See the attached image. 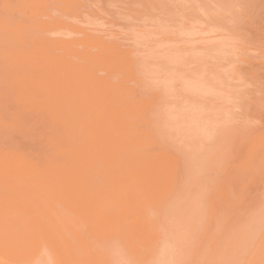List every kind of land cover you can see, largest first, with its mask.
<instances>
[{
    "label": "rangeland",
    "instance_id": "374dc122",
    "mask_svg": "<svg viewBox=\"0 0 264 264\" xmlns=\"http://www.w3.org/2000/svg\"><path fill=\"white\" fill-rule=\"evenodd\" d=\"M177 1L0 0V18L8 14L6 19L12 21L10 24L5 20V16L1 18L0 22L4 21V24L0 23V28L2 27L1 31L5 35L2 36L0 32V38H2L0 45L6 46L8 43L9 46L11 43V45L16 43L14 48H17L18 45L21 46L17 48L18 50H14L13 46H11L13 49L2 46L3 52L0 48V139L8 140L5 142L3 139L2 143L4 141V144L0 143V151L2 149L0 154L3 155V158L5 157L2 159L0 156V161H2L0 162L2 164L0 165V231L2 230L0 232L2 234H0V264H44L43 262L45 264H208L207 262L211 264H264V0ZM112 5H115V9ZM10 9H13V13ZM27 17L28 19H26ZM14 20L16 21L14 22ZM8 32L10 33L8 34ZM16 34L17 36H15ZM28 35L30 38H26ZM42 36L46 38L43 39ZM10 39L11 41H9ZM4 48L8 49H5L6 53ZM250 51L252 52L250 53ZM9 52H12L11 55L15 57L7 54ZM6 73L7 75H5ZM201 84L205 86L203 87ZM212 87L214 88L212 89ZM197 88L199 89L197 90ZM248 94H250L249 97ZM12 105L14 110H12ZM9 106L11 112L14 111L11 116H9L10 110L8 112ZM1 107L7 110L3 109L4 111H2ZM35 107L36 109H33ZM172 107L174 108L170 109ZM15 108L20 110L16 112ZM198 108L201 111V113L198 112L199 115L194 112L198 111ZM201 109H204L205 112ZM44 110L46 111L45 115L48 113V116L44 115ZM5 111L8 116L5 113L6 116L3 117ZM20 111L22 114L19 113ZM15 112L23 115L25 120L21 118L22 116L18 117L19 115L14 114ZM35 112L36 114L39 112V115L36 116ZM195 114L197 118H194ZM37 117H41V119ZM16 118L18 124H15ZM1 119L3 120L1 121ZM18 119L19 122L23 120L21 125ZM195 119L199 120L198 124ZM34 120L38 123H34ZM48 120L51 121L48 122ZM58 121H61V124ZM45 122H48L50 126L57 124L59 129L57 130V126L51 127L55 130H52L53 134L49 133L51 128L46 130L50 126L47 124L46 127ZM182 122L183 124H181ZM24 123L27 124L25 127ZM33 123L38 125L43 123L39 125L40 127L43 125L42 129L37 126L39 131L37 127H32L30 124ZM195 124L196 127L193 126ZM28 125L29 129H37L36 132L34 133L32 129L29 131ZM21 126L25 130L28 129L27 135L23 136L25 133L23 128L20 132ZM12 127H15L16 130ZM194 128L200 129L195 131ZM3 129L7 131L8 139ZM201 129L205 131L203 132ZM8 130L11 131H9L11 134L8 133ZM43 130H46L47 134L44 131L45 134L42 135L43 139L41 140ZM59 130L64 131L60 132ZM2 131L4 134L2 133L1 138ZM12 131L14 132L12 133ZM55 131L60 132L61 136L57 135ZM200 131L201 133H199ZM16 133L23 134L17 136ZM29 133L31 134L28 135ZM205 133L206 135H204ZM33 134H36L37 137ZM31 135L35 138L27 137ZM45 135L48 136L45 137ZM23 137L26 138L23 140ZM54 138L58 139L55 140L57 144L53 141ZM25 140L31 142L24 144ZM49 141L51 142L49 143ZM11 142H13L12 146L14 143L16 147L19 143V146L11 148ZM191 142L193 143L191 144ZM6 143L9 147L5 145ZM30 145L32 146L30 147ZM37 145H40L41 149ZM43 147L46 151L43 150ZM51 147L52 149H50ZM25 148L26 150H24ZM47 150L52 151V155L56 156H50L51 152ZM11 154L14 158L11 157ZM43 155L47 160L43 158ZM196 155L198 156L196 157ZM57 156L58 158H55ZM139 156L140 158H138ZM50 157L52 158L50 159ZM40 160L43 163L42 161L40 163ZM48 160L49 164L44 163ZM77 166H79L78 169ZM42 169H44L43 172ZM7 172L8 175L5 174ZM1 176L7 177V180L13 177V182L10 179L7 181ZM24 181H26V185L23 183ZM28 181L34 186L32 187ZM197 185H202V188L200 186L198 188ZM3 186L4 188L6 186L5 190L1 189ZM38 188H41L39 189L41 191ZM4 193H7L5 194L7 197ZM2 199L4 206L1 202ZM177 200L183 203L182 206ZM64 208L70 212L67 211L68 213L65 214ZM55 210L57 214L65 211L62 215L66 217L62 216V219ZM187 211L188 213H186ZM69 214L74 216L70 217ZM174 218H178V220ZM75 221L76 224H74ZM78 224L79 226L80 224L84 225L79 227ZM66 225H70L68 227L73 234L67 233L70 230L67 231ZM3 226L5 230L2 228ZM83 226L86 228L83 229ZM23 227L25 228L21 229ZM21 231L22 233H20ZM74 233H77L76 235L79 237ZM89 235L90 237H88ZM35 236L37 237L35 238ZM43 237L47 238L43 239ZM169 239L170 241H168ZM84 240L89 243H85ZM46 243H49L48 246ZM94 243L102 245L104 249L100 245L101 248L98 245L99 248L93 247ZM77 247L82 252L86 251L85 255ZM195 249L198 252L194 251ZM97 251L98 254H96ZM209 258L210 260H208Z\"/></svg>",
    "mask_w": 264,
    "mask_h": 264
},
{
    "label": "bare ground",
    "instance_id": "6f19581e",
    "mask_svg": "<svg viewBox=\"0 0 264 264\" xmlns=\"http://www.w3.org/2000/svg\"><path fill=\"white\" fill-rule=\"evenodd\" d=\"M8 1H9V0H8ZM33 1H34V0H33ZM45 1H46V0H45ZM78 1H79V0H78ZM94 1H95V0H94ZM178 1H179V0H178ZM178 1H177V2H178ZM219 1H220V0H219ZM40 2H41V1H40ZM49 2H50V1H49ZM84 2H85V1H84ZM87 2H88V1H87ZM87 2H86V3H87ZM167 2H168V1H167ZM171 2H172V1H171ZM194 2L196 3V1H194ZM194 2H193V3H194ZM5 3H6V2H5ZM88 3H89V2H88ZM145 3H146V2H145ZM193 3H192V4H193ZM242 3H243V2H242ZM6 4H8V2H7ZM63 4H64V3H63ZM72 4H73V3H72ZM89 4H90V3H89ZM89 4H87V5H89ZM97 4H98V3H97ZM117 4H119V3H117ZM154 4H155V3H154ZM183 4H184V3H183ZM186 4H187V3H186ZM235 4H236V3H235ZM11 5H12V4H11ZM17 5H18V4H17ZM65 5H66V4H65ZM73 5H74V4H73ZM122 5H123V4H122ZM136 5H137V4H136ZM174 5H175V4H174ZM203 5H204V4H203ZM1 6H2V5H1ZM13 6H14V5H13ZM20 6H21V5H20ZM20 6H19V7H20ZM56 6H57V5H56ZM77 6H78V5H77ZM99 6H100V5H99ZM99 6H98V7H99ZM112 6H113V8H114L115 5H112ZM182 6H183V5H182ZM228 6H229V5H228ZM9 7H11V6H9ZM59 7H60V6H59ZM116 7H117V6H116ZM124 7H125V6H124ZM132 7H133V6H132ZM234 7H235V6H234ZM238 7H239V6H238ZM6 8H7V6H6ZM11 8H12V7H11ZM35 8H36V7H35ZM37 8H38V7H37ZM43 8H44V7H43ZM57 8H58V7H57ZM60 8H61V7H60ZM78 8H79V7H78ZM92 8H93V7H92ZM111 8H112V7H111ZM45 9H46V7H45ZM48 9H49V8H48ZM72 9H74V8H72ZM99 9H100V8H99ZM114 9H115V8H114ZM139 9H140V8H139ZM191 9H192V8H191ZM10 10H11V9H10ZM10 10H9V11H10ZM12 10H13V9H12ZM12 10H11V13H13ZM17 10H18V9H17ZM21 10H23V9H21ZM90 10H91V9H90ZM101 10H102V9H101ZM143 10H144V9H143ZM158 10H159V9H158ZM230 10H231V9H230ZM241 10H242V9H241ZM4 11H5V9H4ZM7 11H8V10H7ZM26 11H27V10H26ZM56 11H57V10H56ZM56 11H55V12H56ZM117 11H118V10H117ZM149 11H150V10H149ZM233 11H234V10H233ZM242 11H243V10H242ZM17 12H18V11H17ZM20 12H21V11H20ZM74 12H75V11H74ZM155 12H156V11H155ZM179 12H180V11H179ZM244 12H245V11H244ZM8 13H9V12H8ZM18 13H19V12H18ZM44 13H45V12H44ZM231 13H232V12H231ZM15 14H16V13H15ZM22 14H23V12H22ZM22 14H21V15H22ZM65 14H66V12H65ZM65 14H64V15H65ZM77 14H78V13H77ZM80 14H81V13H80ZM110 14H111V13H110ZM116 14H118V13H116ZM134 14H135V13H134ZM185 14H186V13H185ZM240 14H241V12H240ZM240 14H239V15H240ZM27 15H28V14H27ZM31 15H32V14H31ZM61 15H62V14H61ZM114 15H115V14H114ZM120 15H121V14H120ZM143 15H144V14H143ZM3 16H5V15H3ZM3 16H1V18H2ZM7 16H8V14H7ZM7 16H5V20H7V19H6ZM18 16H19V15H18ZM37 16H38V15H37ZM83 16H84V15H83ZM115 16H116V15H115ZM133 16H134V15H133ZM158 16H159V15H158ZM235 16H236V15H235ZM22 17H23V16H22ZM24 17H25V16H24ZM43 17H44V16H43ZM137 17H138V16H137ZM150 17H151V16H150ZM202 17H203V16H202ZM1 18H0V20H1ZM9 18H10V17H9ZM17 18H18V17H17ZM127 18H128V17H127ZM127 18H126V21H127ZM186 18H187V17H186ZM242 18H243V17H242ZM10 19H11V18H10ZM14 19H15V18H14ZM24 19H25V18H24ZM26 19H28V17H27ZM26 19H25V20H26ZM36 19H39V18L36 17ZM73 19H74V18H73ZM85 19H86V18H85ZM128 19H129V18H128ZM140 19H141V18H140ZM144 19H145V18H144ZM146 19H148V18L146 17ZM146 19H145V21H146ZM213 19H214V18H213ZM20 20H22V19L20 18ZM25 20H23V21H25ZM51 20H52V19H51ZM69 20H70V19H69ZM74 20H75V19H74ZM129 20H130V19H129ZM129 20H128V21H129ZM149 20H151V19L149 18ZM218 20H220V19H218ZM244 20H245V19H244ZM15 21H16V20H14V22H15ZM53 21H54V20H53ZM70 21H71V20H70ZM76 21H77V20H76ZM110 21H111V20H110ZM141 21H142V20H141ZM153 21H154V20H153ZM7 22H9V23L11 24L12 21L10 22V21L7 20ZM82 22H83V21H82ZM84 22H85V21H84ZM135 22H136V21H135ZM143 22H144V21H143ZM151 22H152V21H151ZM192 22H193V21H192ZM202 22H203V21H202ZM214 22H215V21H214ZM217 22H218V21H217ZM222 22H223V21H222ZM0 23H1V24H4V21H3V23H2V22H0ZM26 23H27V22H26ZM71 23H72V21H71ZM113 23H114V22H113ZM144 23H145V22H144ZM157 23H158V22H157ZM159 23H160V22H159ZM159 23H158V24H159ZM164 23H165V22H164ZM5 24H6V23H5ZM15 24H16V23H15ZM23 24H24V22H23ZM29 24H30V22H29ZM39 24H40V23H39ZM42 24H43V23H42ZM52 24H54V23H52ZM78 24H79V22H78ZM100 24H101V23H100ZM192 24H193V23H192ZM201 24H202V23H201ZM6 25H7V24H6ZM12 25H13V24H12ZM35 25H36V24H35ZM81 25H82V24H81ZM143 25H144V24H143ZM185 25H187V24H185ZM194 25H195V24H194ZM2 26H3V25H2ZM7 26H8V25H7ZM77 26H78V25H77ZM83 26H84V25H83ZM95 26H97V25H95ZM179 26H180V25H179ZM190 26H191V25H190ZM202 26H203V24H202ZM8 27H9V26H8ZM18 27H19V25H18ZM69 27H70V25H69ZM165 27H166V26H165ZM1 28H2V27H1ZM1 28H0V32L2 33V36H3V35H5V34H3L4 32L1 31ZM3 28H4V27H3ZM14 28H15V27H14ZM14 28H13V29H14ZM31 28H32V27H31ZM31 28H30V29H31ZM5 29H7V28H5ZM5 29H4V30H5ZM62 29H63V28H62ZM129 29H130V28H129ZM163 29H165V28H163ZM171 29H172V28H171ZM173 29H175V28H173ZM179 29H180V28H179ZM222 29H223V28H222ZM2 30H3V29H2ZM8 30H9V29H8ZM16 30H17V29H16ZM27 30H28V29H27ZM42 30H43V29H42ZM45 30H46V28H45ZM55 30H56V29H55ZM83 30H84V29H83ZM131 30H132V29H131ZM131 30H130V31H131ZM12 31H13V30H12ZM36 31H37V30H36ZM61 31H62V30H61ZM132 31H133V30H132ZM150 31H151V30H150ZM167 31H168V30H167ZM174 31H176V30H174ZM195 31H196V30H195ZM240 31H241V30H240ZM32 32H33V31H32ZM32 32H31V33H32ZM91 32H92V31H91ZM124 32H125V31H124ZM127 32H128V30H127ZM133 32H134V31H133ZM165 32H166V31H165ZM9 33H10V32H8V34H9ZM14 33H15V32H14ZM24 33H25V32H24ZM27 33H28V32H27ZM33 33H34V32H33ZM33 33H32V34H33ZM37 33H38V32H37ZM39 33H40V32H39ZM189 33H190V32H189ZM8 34H7V35H8ZM21 34H23V33H21ZM72 34H73V33H72ZM129 34H130V33H129ZM145 34H146V33H145ZM191 34H192V33H191ZM212 34H213V32H212ZM237 34H238V29H237ZM24 35H25V34H24ZM29 35H30V33H29ZM29 35L26 36V38L29 37ZM34 35H35V34H34ZM34 35H33V36H34ZM38 35H40V34H38ZM63 35H64V34H63ZM63 35H62V36H63ZM74 35H75V34H74ZM194 35H195V34H194ZM15 36H17V34H16ZM143 36H144V35H143ZM153 36H154V35H153ZM196 36H197V35H196ZM4 37H5V36H4ZM8 37H9V36H8ZM18 37H19V36H18ZM31 37H32V36H31ZM137 37H138V36H137ZM5 38H6V37H5ZM29 38H30V37H29ZM39 38H40V37H39ZM42 38L45 39L46 37L44 38V37L42 36ZM51 38H52V37H51ZM53 38H54V37H53ZM132 38H133V37H132ZM142 38H144V37H142ZM177 38H178V37H177ZM196 38H197V37H196ZM1 39H2V38H0V41H1ZM6 39H7V38H6ZM12 39H13V38H12ZM20 39H21V37H20ZM35 39H36V36H35ZM139 39H140V38H139ZM178 39H179V38H178ZM245 39H246V38H245ZM4 40H5V39H4ZM13 40H15V39H13ZM26 40H27V39H26ZM31 40H32V39H31ZM141 40H142V39H141ZM141 40H140V41H141ZM168 40H169V39H168ZM7 41H8V40H7ZM9 41H11V39H10ZM28 41H30V40H28ZM38 41H39V40H38ZM38 41H37V42H38ZM47 41H48V39H47ZM122 41H123V40H122ZM135 41H136V40H135ZM247 41H248V40H247ZM1 42H2V41H1ZM1 42H0V44H1ZM22 42H23V41H22ZM34 42H35V41H34ZM58 42H59V41H58ZM130 42H131V41H130ZM138 42H139V41H138ZM153 42H154V41H153ZM5 43H7V42H5ZM10 43H11V42H10ZM13 43H14V42H13ZM41 43H42V42H41ZM217 43H218V42H217ZM7 44H8V43H7ZM7 44H6V46L8 47V49H11V48H12L11 46H13V48H14L15 45H16V43H15L14 45H11V44H12V43H11V44H9V46H10V48H9V46H8ZM43 44H44V43H43ZM45 44H46V43H45ZM49 44H50V43H49ZM168 44H169V43H168ZM170 44H171V43H170ZM20 45H21V44H20ZM28 45H29V44H28ZM28 45H27V46H28ZM30 45H31V44H30ZM32 45H33V44H32ZM34 45H36V44H34ZM132 45H133V44H132ZM136 45H137V44H136ZM136 45H134V46H136ZM190 45H191V44H190ZM218 45H219V44H218ZM0 46H1V45H0ZM2 46H3V47H6L4 44H3ZM2 46H1L0 48H1L2 52H3ZM166 46H167V44H166ZM191 46H192V45H191ZM195 46H197V45H195ZM236 46H237V45H236ZM20 47H21V46H20ZM20 47H19V45H18L17 48H20ZM28 47H29V46H28ZM47 47H48V46H47ZM172 47H173V46H172ZM197 47H198V46H197ZM201 47H202V46H201ZM229 47H230V46H229ZM13 48H12V49H13ZM17 48H14V50L17 49ZM32 48H33V47H32ZM34 48H35V47H34ZM39 48H40V47H39ZM49 48H50V47H49ZM129 48H130V47H129ZM165 48H166V47H165ZM236 48H237V47H236ZM5 49H7V48H4V51H5ZM8 49H7V50H8ZM24 49H25V48H24ZM53 49H54V48H53ZM17 50H18V49H17ZM20 50H21V49H20ZM27 50H28V49H27ZM40 50H41V49H40ZM48 50H49V49H48ZM76 50H77V49H76ZM132 50H133V48H132ZM149 50H150V49H149ZM158 50H159V49H158ZM9 51H11V50H9ZM37 51L39 52V50H37ZM2 52H1V53H2ZM16 52H17V51H16ZM38 52H37V53H38ZM44 52H46V51H44ZM198 52H199V51H198ZM238 52H239V51H238ZM251 52H252V51H250V53H251ZM254 52H256V51H254ZM5 53H6V51H5ZM11 53H12V52H11ZM11 53L9 52V53H7V54L11 55ZM17 53H18V52H17ZM19 53H20V52H19ZM58 53H59V52H58ZM214 53H215V52H214ZM250 53H249V54H250ZM7 54H6V55H7ZM39 54H40V53H39ZM153 54H154V53H153ZM190 54H191V53H190ZM198 54H199V53H198ZM252 54H253V53H252ZM14 55H15V53H14ZM16 55H17V54H16ZM47 55H48V54H47ZM51 55H52V54H51ZM95 55H96V54H95ZM140 55H141V54H140ZM146 55H147V54H146ZM158 55H159V54H158ZM179 55H180V54H179ZM179 55H178V56H179ZM216 55H217V54H216ZM230 55H231V54H230ZM234 55H235V54H234ZM258 55H259V54H258ZM1 56H2V55H1ZM11 56H13V55H11ZM17 56H18V55H17ZM19 56H20V54H19ZM149 56L151 57V55H149ZM221 56H222V55H221ZM256 56H257V55H256ZM13 57H15V56H13ZM23 57H24V56H23ZM23 57H22V58H23ZM40 57H41V56H40ZM49 57H50V56H49ZM170 57H171V56H170ZM188 57H189V56H188ZM202 57H203V56H202ZM259 57H260V56H259ZM6 58H8V57H6ZM9 58H10V57H9ZM16 58H17V57H16ZM32 58L34 59V57H32ZM52 58H53V57H52ZM206 58H207V57H206ZM206 58H205V59H206ZM41 59H42V58H41ZM44 59H45V58H44ZM63 59H64V58H63ZM180 59H181V58H180ZM211 59H212V58H211ZM238 59H239V58H238ZM5 60H8V59H5ZM13 60H14V59H13ZM27 60H28V59H27ZM171 60H172V59H171ZM203 60H204V59H203ZM214 60H215V59H214ZM222 60H223V59H222ZM240 60H241V59H240ZM242 60H244V59H242ZM30 61H31V60H30ZM43 61H44V60H43ZM212 61H213V60H212ZM9 62H10V61H9ZM21 62H22V61H21ZM41 62H42V61H41ZM196 62H197V61H196ZM228 62H229V61H228ZM7 63H8V62H7ZM11 63H12V65H14L13 62H11ZM23 63H24V62H23ZM26 63L28 64V62H26ZM30 63H31V62H30ZM30 63H29V64H30ZM35 63H37V62H35ZM199 63H200V62H199ZM201 63H202V62H201ZM1 64H2V63H1ZM4 64H5V63H4ZM9 64H10V63H9ZM32 64H33V63H32ZM40 64H42V63H40ZM10 65H11V64H10ZM16 65H17V64H16ZM164 65H165V64H164ZM166 65H167V64H166ZM207 65H208V64H207ZM236 65H237V64H236ZM239 65H240V64H239ZM246 65H247V64H246ZM14 66H15V65H14ZM26 66H27V65H26ZM29 66H30V65H29ZM47 66H48V64H47ZM192 66H193V65H192ZM10 67H11V66H10ZM16 67H17V66H16ZM27 67H28V66H27ZM79 67H80V66H79ZM140 67H141V66H140ZM11 68H12V67H11ZM19 68H20V67H19ZM35 68H36V67H35ZM53 68H54V67H53ZM203 68H205V67H203ZM235 68H236V67H235ZM27 69H28V68H27ZM27 69H26V70H27ZM38 69H39V68H38ZM47 69H48V68H47ZM49 69H50V67H49ZM138 69H139V68H138ZM157 69H158V68H157ZM4 70H5V69H4ZM12 70H13V69H12ZM18 70H19V69H18ZM18 70H17V71H18ZM42 70H43V69H42ZM219 70H220V69H219ZM9 71H10V70H9ZM235 71H236V70H235ZM12 72H13V71H12ZM15 72H16V71H15ZM15 72H13V73H15ZM18 72H19V71H18ZM25 72L27 73L28 70L25 71ZM185 72H186V71H185ZM196 72H197V71H196ZM215 72H216V71H215ZM217 72H218V71H217ZM0 73H1V72H0ZM9 73H10V72H9ZM41 73H42V72H41ZM46 73H47V71H46ZM224 73H225V71H224ZM20 74H22V73H20ZM28 74H29V73H28ZM30 74H31V73H30ZM220 74H221V73H220ZM242 74H243V73H242ZM5 75H7V73H6ZM10 75H11V74H10ZM16 75H17V74H16ZM23 75H24V71H23ZM38 75H39V73H38ZM67 75H68V74H67ZM166 75H167V74H166ZM174 75H175V74H174ZM203 75H204V74H203ZM207 75H208V74H207ZM225 75H226V74H225ZM229 75H230V74H229ZM240 75H241V74H240ZM26 76H27V75H26ZM45 76H46V75H45ZM161 76H162V75H161ZM177 76H179V75H177ZM200 76H201V75H200ZM205 76H206V75H205ZM210 76H211V75H210ZM193 77H194V76H193ZM212 77H213V76H212ZM47 78H48V77H47ZM210 78H211V77H210ZM238 78H239V77H238ZM256 78H257V77H256ZM2 79H3V78H2ZM11 79H12V78H11ZM24 79H25V78H24ZM182 79H183V78H182ZM92 80H93V79H92ZM158 80H159V79H158ZM163 80H165V79H163ZM185 80H186V79H185ZM239 80H240V79H239ZM241 80H242V79H241ZM172 81H173V80H172ZM189 81H190V79H189ZM193 81H194V80H193ZM211 81H212V79H211ZM214 81L216 82L215 79H214ZM236 81H237V80H236ZM1 82H2V81H1ZM17 82H18V81H17ZM39 82H40V81H39ZM165 82H166V81H165ZM203 82H204V80H203ZM253 82H254V81H253ZM2 83H3V82H2ZM12 83H13V82H12ZM28 83H29V82H28ZM55 83H56V82H55ZM140 83H141V82H140ZM146 83H147V82H146ZM217 83H218V82H217ZM13 84H15V83H13ZM24 84H25V83H24ZM165 84H166V83H165ZM171 84H172V83H171ZM204 84H205V82H204ZM211 84H212V83H211ZM253 84H254V83H253ZM0 85H1V83H0ZM6 85H7V84H6ZM19 85H20V84H19ZM142 85H143V84H142ZM142 85H141V86H142ZM180 85H181V83H180ZM196 85H197V84H196ZM196 85H195V86H196ZM198 85H199V83H198ZM198 85H197V86H198ZM201 85H202V84H201ZM218 85H219V84H218ZM243 85H244V83H243ZM189 86H190V85H189ZM195 86H194V87H195ZM202 86L204 87L205 85H202ZM261 86H262V85H261ZM5 87H6V86H5ZM66 87H67V86H66ZM192 87H193V86H192ZM203 87H202V88H203ZM207 87H208V86H207ZM207 87H206V88H207ZM246 87H248V86H246ZM252 87H253V86H252ZM7 88H8V87H7ZM213 88H214V87H212V89H213ZM253 88H254V87H253ZM0 89H1V88H0ZM11 89H12V88H11ZM14 89H15V88H14ZM143 89H144V88H143ZM179 89H180V88H179ZM198 89H199V88H197V90H198ZM200 89H201V88H200ZM232 89H233V88H232ZM91 90H92V89H91ZM203 90H204V89H203ZM203 90H202V91H203ZM207 90H208V88H207ZM245 90H246V89H245ZM245 90H244V91H245ZM143 91H144V90H143ZM168 91H169V90H168ZM187 91H188V89H187ZM191 91H192V90H191ZM191 91H190V92H191ZM194 91H195V90H194ZM211 91H212V90H211ZM7 92H8V91H7ZM14 92H15V91H14ZM206 92H207V91H206ZM212 92H213V91H212ZM2 93H3V92H2ZM12 93H13V92H12ZM15 93H16V92H15ZM103 93H104V92H103ZM198 93H199V92H198ZM201 93H203V92H201ZM207 93H208V92H207ZM222 93H223V92H222ZM77 94H78V93H77ZM139 94H140V93H139ZM214 94H215V93H214ZM216 94H217V93H216ZM251 94H252V93H251ZM10 95H11V94H10ZM29 95H30V94H29ZM39 95H40V94H39ZM70 95H71V94H70ZM104 95H105V94H104ZM149 95H150V94H149ZM195 95H196V94H195ZM202 95H203V94H202ZM204 95H205V93H204ZM249 95H250V94H248L247 96L249 97ZM2 96H3V95H2ZM33 96H34V95H33ZM54 96H55V95H54ZM213 96H214V95H213ZM4 97H5V96H4ZM10 97H13V96H10ZM42 97H44V96L42 95ZM195 97H196V96H195ZM0 98H1V97H0ZM6 98H7V96H6ZM205 98H206V97H205ZM7 99H8V98H7ZM11 99H12V98H11ZM15 99H16V98H15ZM24 99H26V98H24ZM27 99H28V98H27ZM38 99H39V98H38ZM49 99H50V98H49ZM164 99H165V98H164ZM179 99H180V98H179ZM191 99H192V98H191ZM199 99H200V98H199ZM199 99H198V100H199ZM202 99H203V98H202ZM16 100H17V99H16ZM39 100H40V99H39ZM154 100H155V99H154ZM189 100H190V99H189ZM251 100H252V99H251ZM9 101H10V100H9ZM13 101H14V100H13ZM13 101H12V104L14 103ZM17 101H18V100H17ZM155 101H156V100H155ZM166 101H167V100H166ZM172 101H173V100H172ZM186 101H187V100H186ZM1 102L3 103L2 100H1ZM5 102H6V101H5ZM10 102H11V101H10ZM26 102H27V101H26ZM51 102H52V101H51ZM174 102H175V101H174ZM182 102H183V101H182ZM198 102H199V101H198ZM204 102H205V101H204ZM204 102H203V103H204ZM216 102H217V101H216ZM242 102H243V101H242ZM250 102H251V101H250ZM55 103H56V102H55ZM58 103H59V102H58ZM5 104H6V103H5ZM21 104H22V102H21ZM40 104H41V103H40ZM59 104H60V103H59ZM59 104H57V105H59ZM159 104H160V103H159ZM186 104H187V103L185 102V105H186ZM189 104H190V103H189ZM192 104H193V103H192ZM209 104H210V103H209ZM242 104H243V103H242ZM3 105H4V103H3ZM8 105H9V104H8ZM15 105H16V104H15ZM15 105H14V106H15ZM34 105H36V104H34ZM42 105H43V104H42ZM47 105H48V104H47ZM53 105H54V104H53ZM57 105H56V106H57ZM123 105H124V104H123ZM182 105H183V104H182ZM246 105H247V104H246ZM4 106H5V105H4ZM6 106H7V105H6ZM18 106H20L19 103H18ZM18 106L16 105V107H18ZM45 106H46V105H45ZM72 106H73V105H72ZM173 106H174V105H173ZM224 106H225V105H224ZM9 107H10V106H9ZM28 107H29V106H28ZM28 107H27V108H28ZM49 107H50V106H49ZM49 107H48V108H49ZM168 107H169V106H168ZM181 107H182V106H181ZM193 107H194V106H193ZM197 107H198V105H197ZM197 107H195V108H197ZM205 107H206V106H205ZM1 108H2V107H1ZM27 108H24V109H27ZM56 108H57V107H56ZM59 108H61V107H59ZM151 108H153V107H151ZM173 108H174V107H172V108H170V109H173ZM188 108H189V107H188ZM190 108H191V107H190ZM3 109H4V110H7L6 108H2L1 110L4 111ZM15 109H16V112H17L18 109H17V108H15ZM31 109H32V108H31ZM33 109H36V107L33 108ZM46 109H47V108H46ZM108 109H109V108H108ZM166 109H167V108H166ZM181 109H182V108H181ZM185 109H186V108H185ZM198 109H199V108H198ZM9 110H10L9 116H11V113H13L14 111L11 112V107H10V109H8V112H9ZM12 110H14L13 105H12ZM19 110H20V109H19ZM19 110H18V111H19ZM41 110H42V109H41ZM79 110H80V109H79ZM189 110H190V109H189ZM196 110H197V109H196ZM201 110H202V109H201ZM205 110H206V109H205ZM237 110H239V109L237 108ZM22 111H23V110H22ZM30 111H32V110H30ZM34 111H35V110H34ZM34 111H33V113H34ZM38 111L40 112V110H38ZM60 111H61V110H60ZM149 111H151V110H149ZM154 111H155V110H154ZM172 111H173V110H172ZM202 111H204V109H203ZM16 112H15L14 114H16ZM25 112H26V110H25ZM39 112H37L38 115H39ZM45 112H46V111L44 110V115H45ZM49 112H51V111H49ZM57 112H58V111H57ZM145 112H146V111H145ZM145 112H144V113H145ZM160 112H161V111H160ZM170 112H171V111H170ZM185 112H186V111H185ZM185 112H184V113H185ZM194 112L197 113V115H199L198 112L201 113L200 109H199L198 111H194ZM204 112H205V111H204ZM1 113H2V112H1ZM5 113H6V115L8 116L7 111H5V112H3V115H2L3 117L6 116V115H4ZM19 113H21V111H20ZM54 113H55V112H54ZM118 113H119V112H118ZM173 113H174V112H173ZM186 113H187V112H186ZM206 113H208V112H206ZM239 113H240V112H239ZM239 113H238V114H239ZM14 114H13V115H14ZM21 114H22V113H21ZM25 114H26V113H25ZM28 114H30V113H28ZM35 114H36V112H35ZM37 114H36V116H37ZM51 114H52V113H51ZM60 114H61V113H60ZM149 114H150V113H149ZM155 114H156V113H155ZM191 114H192V112H191ZM202 114H203V113H202ZM226 114H227V113H226ZM16 115H19L18 117L22 116L21 118H23V115H20V114H16ZM31 115H32V114H31ZM46 115L48 116V113H47ZM46 115H45V116H46ZM151 115H153V114H151ZM180 115H181V113H180ZM197 115L195 114V115H194V118H195ZM33 116H34V115H33ZM36 116H35V117H36ZM148 116H149V115H148ZM154 116H155V115H154ZM167 116H168V115H167ZM167 116H166V117H167ZM174 116H175V115H174ZM184 116H185V115H184ZM184 116H183V117H184ZM190 116H191V115H190ZM200 116H201V115H200ZM18 117H17V118H18ZM42 117H43V116H42ZM51 117H52V116H51ZM53 117H54V116H53ZM171 117H172V116H171ZM192 117H193V115H192ZM246 117H247V116H246ZM5 118H6V117H5ZM10 118H11V117H10ZM14 118H15V116H14ZM17 118L15 119V120H16V123H15V122H13V123L18 124V123H17ZM37 118H39V117H37ZM60 118H61V117H60ZM129 118H130V117H129ZM149 118H150V117H149ZM156 118H157V117H156ZM177 118H178V117H177ZM177 118H176V119H177ZM188 118H189V117H188ZM196 118H197V117H196ZM204 118H205V117H204ZM243 118H244V117H243ZM3 119H4V118H3ZM3 119H1V121H2ZM8 119H9V118H8ZM19 119H20V118H19ZM19 119H18V122L20 121ZM23 119L25 120V118H23ZM32 119H33V117H32ZM39 119H41V117H40ZM39 119H38V121H39ZM47 119H48V118H47ZM49 119H51V118H49ZM54 119H55V118H54ZM85 119H86V118H85ZM117 119H118V117H117ZM185 119H186V117H185ZM6 120H7V119H6ZM9 120H10V119H9ZM9 120H8V121H9ZM15 120H14V121H15ZM26 120H27V119H26ZM43 120H45V119H43ZM57 120H58V119H57ZM62 120H63V119H62ZM127 120H128V119H127ZM143 120H144V119H143ZM147 120H148V119H146V121H147ZM158 120H159V119H158ZM168 120H169V118H168ZM195 120H196V123L199 121V120L197 121V119H195ZM22 121H23V120H22ZM22 121H21V122H22ZM41 121H42V120H41ZM50 121H51V120H48V122H50ZM66 121H67V120H66ZM139 121H140V120H139ZM179 121H180V120H179ZM189 121H190V120H189ZM200 121H201V120H200ZM205 121H206V120H204V122H205ZM209 121H210V120H209ZM238 121H239V120H238ZM254 121H255V120H254ZM6 122H7V121H6ZM10 122H12V121H10ZM21 122H19L20 125H21ZM35 122H37V121L34 120V123H35ZM43 122H44V121H43ZM48 122H45V123H46V127H47V124L49 125ZM58 122H60L59 124H61V121H58ZM58 122H57V123H58ZM72 122H73V121H72ZM105 122H106V121H105ZM114 122H115V121H114ZM147 122H149V121H147ZM150 122H151V121H150ZM159 122H160V120H159ZM171 122H172V121L170 120V123H171ZM173 122H174V121H173ZM207 122H208V121H207ZM213 122H214V121H213ZM255 122H256V121H255ZM25 123H26V121H25ZM25 123H24V125H23L24 127H25V125H27V124H25ZM27 123H28V122H27ZM31 123H32V122H31ZM34 123H33V124H30L32 127L34 126V128H36L37 126L40 127L39 125H40V124H43V123H40V124L38 125V124H37L38 122H37V123H36L37 125H36V124H34ZM109 123H110V122H109ZM152 123H153V122H152ZM157 123H158V122H157ZM170 123H169V124H170ZM201 123H202V122H201ZM222 123H223V122H222ZM232 123H233V122H232ZM248 123H249V122H248ZM2 124H3V123H2ZM50 124H51V123H50ZM150 124H151V123H150ZM150 124H149V125H150ZM181 124H183V122H182ZM197 124H198V123H197ZM205 124H206V122H205ZM217 124H218V123H217ZM228 124H229V123H228ZM4 125H5V122H4ZM10 125H11V124H10ZM12 125H13V124H12ZM62 125H63V124H62ZM69 125H70V124H69ZM184 125H185V123H184ZM184 125H183V126H184ZM206 125H207V124H206ZM221 125H222V124H221ZM226 125H227V124H226ZM253 125H255V124L253 123ZM256 125H257V124H256ZM13 126H14V125H13ZM15 126H16V125H15ZM49 126H50V125H49ZM56 126H57V124H56ZM56 126L53 124V126L51 125L49 128L47 127L46 130L50 129L51 127H56ZM136 126H137V125H136ZM179 126H180V125H179ZM188 126H189V125H188ZM193 126L196 127V124L193 125ZM201 126H202V125H201ZM241 126H242V125H241ZM251 126H252V125H251ZM18 127H19V126H18ZM24 127L21 126L20 129H19V128H17V129H19L20 132H22V128L24 129ZM28 127H29V125L27 126V128H28ZM38 127H37V128H38ZM41 127H43V125H41ZM41 127H40V129H42ZM57 127H58V126H57ZM62 127H64V126H62ZM66 127H67V126H66ZM120 127H121V126H120ZM139 127H140V126H139ZM141 127H142V126H141ZM154 127H155V126H154ZM164 127H166V126H164ZM164 127H163V128H164ZM170 127H171V126H170ZM185 127H186V126H185ZM202 127H203V126H202ZM208 127H209V126H208ZM222 127H223V126H222ZM243 127H244V126H243ZM2 128H3V126H2ZM5 128H6V127H5ZM12 128H13V127H12ZM14 128H15V127H14ZM14 128H13V129H14ZM205 128H206V127H205ZM234 128H235V127H234ZM28 129H29V128H28ZM28 129H26V130L24 129V130H25V133H24V134H23V133H20V134H17V133H16V135L18 136V135H22V134H23V136H24L26 133H28V132H26V131H28ZM31 129H32V128H30L29 131H31ZM38 129H39V128H38ZM40 129H39V131H40ZM53 129L55 130V128H53ZM53 129L51 128V131H48V132H49V133H52V130H53ZM58 129H59V127L57 128V130H58ZM60 129H61V128H60ZM111 129H112V128H111ZM147 129H148V128H147ZM147 129H145V130H147ZM173 129H174V128H173ZM181 129H182V128H181ZM194 129H195V128H194ZM197 129H200V128H197ZM197 129H195V131H196ZM217 129H218V128H217ZM4 130H5V129H3V131H4ZM15 130H16V128H15ZM15 130H14V131H15ZM19 130H18V131H19ZM32 130H33L34 133H35V132H36L35 130H37V129H35V130L32 129ZM46 130H43V133H41V140L43 139V136H42V135L45 134L44 131H46ZM69 130H70V129H69ZM183 130H184V128H183ZM201 130L203 131V129H201ZM231 130H232V129H231ZM3 131L1 132V138H2V133L4 134V132H5V134L7 135V139H8V138H9V137H8L9 135L7 134V131H4V132H3ZM9 131H10V130H8V133H9ZM14 131H12V133H13ZM39 131H38V132H39ZM41 131H42V130H41ZM59 131H60V132H63L64 130H63V131L59 130ZM65 131H67V130H65ZM179 131H180V130H179ZM204 131H205V130H204ZM204 131H203V132H204ZM209 131H210V130H209ZM10 132H11V131H10ZM23 132H24V131H23ZM55 132H56V131H55ZM55 132H54V133H55ZM60 132H59V133L56 132L57 135L60 134ZM77 132H78V131H77ZM160 132H161V131H160ZM168 132H169V131H168ZM171 132H172V130H171ZM207 132H208V131H207ZM113 133H114V132H113ZM126 133H127V132H126ZM140 133H141V132H140ZM161 133H162V132H161ZM185 133H186V131H185ZM185 133H184V134H185ZM199 133H201V131H200ZM9 134H11V133H9ZM30 134H31V133H29L28 135H30ZM39 134H40V133H39ZM46 134H47V131H46ZM52 134H53V133H52ZM69 134H70V133H69ZM134 134H136V133H134ZM156 134H158V133H156ZM156 134H155V135H156ZM186 134H187V133H186ZM220 134H221V133H220ZM14 135H15V134H14ZM26 135H27V134H26ZM33 135L35 136L36 134H33ZM33 135H31V136H27V137H28V138L30 137V138L34 139L35 137L33 138ZM65 135H66V134H65ZM76 135H77V134H76ZM124 135H125V134H124ZM166 135H167V134H166ZM177 135H179V134H177ZM197 135H198V134H197ZM204 135H206V133H205ZM229 135H230V134H229ZM17 136H16V137H17ZM47 136H48V135H45V137H47ZM49 136H51V135L49 134ZM60 136H61V134H60ZM68 136H69V135H68ZM130 136H131V135H130ZM134 136H135V135H134ZM137 136H138V135H137ZM158 136H159V135H158ZM183 136H184V135H183ZM195 136H196V135H195ZM200 136H201V134H200ZM202 136H203V135H202ZM217 136H218V135H217ZM3 137H5V136H3ZM10 137H11V136H10ZM20 137L22 138V136H20ZM36 137H37V135H36ZM39 137H40V135L38 136V139H39ZM51 137H52V136H51ZM53 137H54V136H53ZM57 137H58V136H57ZM73 137H74V136H73ZM228 137H229V136H228ZM228 137H227V138H228ZM12 138H13V137H12ZM24 138H26V137H23V140H24ZM30 138H29V139H30ZM60 138H61V137H60ZM128 138H130V137H128ZM136 138H137V137H136ZM176 138H177V137H176ZM201 138H204V137H201ZM206 138H207V136H206ZM229 138H230V137H229ZM239 138H240V137H239ZM3 139H4V141H5V138H2V139H0V143H2V140H3ZM7 139H6V140H7ZM19 139H20V138H19ZM19 139H17V140H19ZM32 139H31V140H32ZM38 139H36V140H38ZM47 139H49V138H47ZM56 139H57V138H56ZM56 139H55V138L53 139V141H54L55 143L57 142V141H55ZM68 139H69V138H68ZM71 139H72V138H71ZM76 139H77V136H76ZM81 139H82V138H81ZM184 139H185V138H184ZM191 139L193 140V138H191ZM222 139H223V138H222ZM253 139H254V138H253ZM9 140H10V139H9ZM15 140H16V139H15ZM26 140H27V139H26ZM26 140H25V143H24V144H26V142H27ZM44 140H46V139H44ZM57 140H58V139H57ZM132 140H133V139H132ZM147 140H148V139H147ZM153 140H154V137H153ZM192 140H191V141H192ZM196 140H197V139H196ZM203 140H204V139H203ZM245 140H246V139H245ZM4 141H3L2 144H4ZM7 141H8V140H7ZM7 141H5V142H7ZM20 141H22V140L20 139ZM34 141H35V140H34ZM34 141H33V142H34ZM39 141H40V140H39ZM53 141H52V142H53ZM122 141H123V140H122ZM184 141H185V140H184ZM207 141H208V139H207ZM261 141H262V140H261ZM13 142H14V140H13ZM13 142H11V145H10L11 148H12L13 146H15V143H14L13 146H12V143H13ZM15 142H16V141H15ZM17 142H19V141H17ZM30 142H31V141L29 140V142H27V143H30ZM36 142H37V141H36ZM50 142H51V141H49V143H50ZM59 142H60V141H59ZM59 142H58V143H59ZM62 142H63V140H62ZM77 142H79V141H77ZM80 142H81V141H80ZM166 142H167V141H166ZM204 142H205V141H204ZM231 142H232V141H231ZM19 143H20V142H19ZM19 143H18V144H19ZM34 143H35V142H34ZM37 143L40 144V142H37ZM41 143H42V142H41ZM43 143H44V141H43ZM45 143H48V142L45 141ZM55 143H54V146H56ZM170 143H171V142H170ZM192 143H193V142H191V144H192ZM198 143H199V142H198ZM18 144H17V147L19 146ZM22 144H23V143H22ZM56 144H57V143H56ZM123 144H124V143H123ZM237 144H238V143H237ZM5 145H7V143H6ZM40 145H41V144H40ZM40 145H37V147H40ZM44 145H45V144H44ZM95 145H96V144H95ZM258 145H259V144H258ZM1 146H2V145H1ZM7 146H8V145H7ZM31 146H32V145H30V147H31ZM42 146H43V145H42ZM126 146H127V145H126ZM212 146H213V145H212ZM260 146H261V145H260ZM8 147H9V146H8ZM15 147H16V146H15ZM17 147H16V148H17ZM25 147H26V146H25ZM44 147H45V146H44ZM44 147H43V150H45ZM52 147H53V146H52ZM52 147H51L50 149H52ZM66 147H67V146H66ZM146 147H148V146H146ZM172 147H173V146H172ZM185 147H186V146H185ZM188 147H189V146H188ZM200 147H201V145H200ZM227 147H228V146H227ZM1 148H2V147H1ZM22 148H24L23 145H22ZM22 148H21V149H22ZM46 148L49 149V147H46ZM67 148H68V147H67ZM69 148H70V147H69ZM253 148H254V147H253ZM8 149H10V148H8ZM28 149H29V147H28ZM32 149H33V147H32ZM34 149H35V148H34ZM36 149H37V148H36ZM40 149H41V147H40ZM54 149H55V148H54ZM54 149H53V151H54ZM79 149H80V148H79ZM136 149H137V148H136ZM147 149H148V148H147ZM151 149H152V147H151ZM157 149H158V148H157ZM209 149H210V148H209ZM223 149H224V148H223ZM16 150H17V149H16ZM16 150H15V151H16ZM24 150H26V148H25ZM24 150H23V151H24ZM143 150H144V149H143ZM203 150H204V149H203ZM45 151H46V150H45ZM47 151H50V150H47ZM55 151H56V150H55ZM90 151H91V150H90ZM123 151H124V150H123ZM131 151H132V150H131ZM191 151H192V150H191ZM215 151H216V150H215ZM0 152H2V149H1ZM5 152H7V151H5ZM21 152H22V150H21ZM34 152H35V151H34ZM39 152H40V151H39ZM39 152H38V153H39ZM42 152H43V151H42ZM42 152H41V153H42ZM50 152H51V154H50V156H51V155H52V151H50ZM50 152H49V153H50ZM83 152H84V151H83ZM124 152H125V151H124ZM136 152H137V151H136ZM141 152H142V151H141ZM205 152H206V151H205ZM216 152H217V151H216ZM3 153H4V152H3ZM26 153H27V151H26ZM26 153H25V154H26ZM32 153H33V152H32ZM44 153H48V152H44ZM44 153H43V154H44ZM49 153H48V154H49ZM84 153H85V152H84ZM184 153H185V152H184ZM202 153H203V152H202ZM227 153H228V152H227ZM231 153H232V152H231ZM250 153H251V152H250ZM8 154H9V153H8ZM22 154H23V152H22ZM48 154H47V155H48ZM101 154H102V153H101ZM146 154H148V153H146ZM210 154H211V153H210ZM20 155H21V154H20ZM33 155H34V154H33ZM44 155H45V154H44ZM44 155H43V158H44ZM85 155H86V154H85ZM114 155H115V154H114ZM216 155H217V154H216ZM0 156H1L2 159H5V157H4V158L2 157L3 155L0 154ZM21 156H22V155H21ZM40 156L42 157V154H41ZM52 156H56V155H52ZM130 156H131V155H130ZM197 156H198V155H196V157H197ZM6 157H7V156H6ZM11 157H13L12 154H11ZM11 157H10V158H11ZM23 157H24V156H23ZM35 157H37V156H35ZM45 157H46V155H45ZM71 157H72V156H71ZM85 157H86V156H85ZM150 157H151V156H150ZM201 157H202V156H201ZM13 158H14V157H13ZM13 158H12V159H13ZM21 158H22V157H21ZM51 158H52V157H50V159H51ZM55 158H58V156L55 157ZM103 158H104V157H103ZM138 158H140V156H139ZM199 158H200V157H199ZM44 159H46V158H44ZM44 159H43V160H44ZM53 159H54V158H53ZM177 159H178V158H177ZM177 159H176V160H177ZM205 159H206V158H205ZM212 159H213V158H212ZM46 160H47V159H46ZM46 160H45V161H46ZM91 160H92V159H91ZM158 160H159V159H158ZM173 160H174V159H173ZM209 160H210V159H209ZM209 160H208V161H209ZM10 161H11V159H10ZM20 161H22V160L20 159ZM41 161H42V160H40V163H41ZM45 161H44V163L49 164V160H48V162H45ZM56 161H57V159H56ZM103 161H104V160H103ZM195 161H196V160H195ZM204 161H205V160H204ZM208 161H207V162H208ZM211 161H212V160H211ZM216 161H217V160H216ZM0 162H2V161H0ZM11 162H12V161H11ZM11 162H10V163H11ZM14 162H15V161H14ZM38 162H39V157H38ZM68 162H69V161H68ZM75 162H76V161H75ZM88 162H89V161H88ZM21 163H22V162H21ZM31 163H32V162H31ZM31 163H30V164H31ZM40 163H39V164H40ZM42 163H43V161H42ZM51 163H52V161H51ZM71 163H72V162H71ZM73 163H74V162H73ZM81 163H82V162H81ZM198 163H199V162H198ZM200 163H201V162H200ZM214 163H215V162H214ZM4 164H5V162H4ZM8 164H9V162H8ZM18 164H19V163H18ZM18 164H17V166H18ZM22 164H24V163H22ZM37 164H38V163H37ZM53 164H55V163H53ZM196 164H197V163H196ZM209 164H210V163H209ZM216 164H217V163H216ZM0 165H2V164L0 163ZM5 165H7V164H5ZM24 165H25V164H24ZM28 165H29V163H28ZM40 165H41V164H40ZM44 165H45V164H44ZM69 165H70V164H69ZM74 165H75V164H74ZM198 165H199V164H198ZM217 165H218V164H217ZM239 165H240V164H239ZM8 166H9V165H8ZM26 166H27V165H26ZM30 166H31V165H30ZM94 166H95V165H94ZM129 166H130V165H129ZM237 166H238V165H237ZM6 167H7V166H6ZM31 167L33 168V163H32V166H31ZM48 167H50V166H48ZM48 167H47V168H48ZM68 167H69V166H68ZM78 167H79V166H77V169H78ZM169 167H170V166H169ZM198 167H199V166H198ZM222 167H223V166H222ZM64 168H65V167H64ZM66 168H67V167H66ZM74 168L76 169V167H74ZM223 168H224V167H223ZM253 168H254V167H253ZM261 168H262V167H261ZM2 169H5V168H2ZM15 169H16V168H15ZM19 169H20V167H19ZM30 169H31V168H30ZM56 169H58V167H56ZM70 169H71V168H69V170H70ZM200 169H201V168H200ZM7 170H8V168L6 169V171H7ZM26 170H27V169H26ZM36 170H37V169H36ZM62 170H63V169H62ZM81 170H82V169H81ZM150 170H151V169H150ZM195 170H196V169H195ZM212 170H213V168H212ZM218 170H219V169H218ZM250 170H251V169H250ZM255 170H257V169H255ZM0 171H1V170H0ZM3 171H4V170H3ZM41 171L43 172L44 169H42ZM41 171H40V172H41ZM64 171H65V170H64ZM70 171H71V170H70ZM73 171H75V170H73ZM77 171H78V170H77ZM140 171H141V170H140ZM200 171H201V170H200ZM215 171H216V170H215ZM224 171H225V170H224ZM9 172H10V171H9ZM31 172H32V171H31ZM67 172H68V171H67ZM136 172H137V171H136ZM210 172H211V171H210ZM216 172H217V171H216ZM222 172H223V171H222ZM24 173H25V172H24ZM29 173H30V172H29ZM58 173H59V172H58ZM64 173H65V172H64ZM81 173H82V171H81ZM159 173H160V172H159ZM5 174L8 175L9 173L7 172V173H5ZM11 174H12V173H11ZM33 174H34V173H33ZM36 174H37V172H36ZM55 174H56V173H55ZM189 174H190V173H189ZM247 174H248V173H247ZM14 175H15V174H14ZM14 175H13V176H14ZM65 175H66V174H65ZM196 175H198V174H196ZM226 175H227V174H226ZM9 176H10V175H9ZM28 176H29V175H28ZM203 176H204V175H203ZM207 176H208V175H207ZM245 176H246V175H245ZM1 177H3L4 179L6 178V180H7V177H5V176H1ZM14 177H15V176H14ZM29 177H30V176H29ZM38 177H39V176H38ZM65 177H66V176H65ZM70 177H71V176H70ZM74 177H75V176H74ZM82 177H83V176H82ZM104 177H105V176H104ZM139 177H140V176H139ZM165 177H166V176H165ZM12 178H13V177H12ZM12 178L10 177L9 179H10V181L13 182ZM75 178H76V177H75ZM140 178H141V177H140ZM147 178H148V177H147ZM205 178H206V177H205ZM205 178H204V179H205ZM216 178H217V177H216ZM9 179H8V180H9ZM25 179H27V178H25ZM25 179H24V180H25ZM115 179H116V178H115ZM197 179H198V178H197ZM249 179H250V178H249ZM8 180H7V181H8ZM14 180H16V178H14ZM20 180H21V179L19 178V181H20ZM80 180H81V179H80ZM82 180H83V179H82ZM1 181H2V180H1ZM123 181H124V180H123ZM143 181H144V180H143ZM14 182H16V181H14ZM25 182H26V181H24L23 183L25 184ZM62 182H63V181H62ZM0 183H1V182H0ZM16 183H17V182H16ZM28 183H29V181H28ZM44 183H45V182H44ZM44 183H42V184H44ZM46 183H47V182H46ZM60 183H61V182H60ZM212 183H213V182H212ZM6 184H7V182H6ZM8 184H9V183H8ZM12 184H13V183H12ZM26 184H27V183H26ZM26 184H25V185H26ZM29 184H30V183H29ZM57 184H58V183H57ZM63 184H64V183H63ZM67 184H68V183H67ZM151 184H152V183H151ZM174 184H176V183H174ZM191 184H192V183H191ZM204 184H205V183H204ZM243 184H244V183H243ZM9 185H10V184H9ZM30 185H32V184H30ZM77 185H78V184H77ZM77 185H76V186H77ZM192 185H193V184H192ZM209 185H211V184H209ZM241 185H242V184H241ZM33 186H34V185H32V187H33ZM197 186H198V185H197ZM199 186H200V185H199ZM199 186H198V188H199ZM13 187H14V186H13ZM24 187H25V186H24ZM47 187H48V185H47ZM49 187H50V186H49ZM59 187H61V186H59ZM79 187H80V186H79ZM133 187H134V186H133ZM200 187L202 188V185H201ZM206 187H207V186H206ZM206 187H205V188H206ZM3 188H4V186H3L1 189H3ZM5 188H6V186H5ZM5 188H4V190H5ZM11 188H12V187H11ZM50 188H51V187H50ZM72 188H73V187H72ZM39 189H41V188H38V190H39ZM55 189H56V188H55ZM80 189H81V188H80ZM128 189H129V188H128ZM135 189H136V188H135ZM217 189H218V188H217ZM6 190H8V189H6ZM125 190H126V189H125ZM130 190H131V189H130ZM203 190H204V189H203ZM1 191H3V190H1ZM11 191H12V190H10V192H11ZM32 191H33V189H32ZM39 191H41V190H39ZM46 191H47V190H46ZM59 191H60V190H59ZM61 191H62V190H61ZM61 191H60V192H61ZM128 191H129V190H128ZM196 191H197V190H196ZM209 191H210V190H209ZM214 191H215V190H214ZM43 192H44V191H43ZM47 192H49V191H47ZM126 192H127V191H126ZM156 192H157V191H156ZM198 192H199V190H198ZM198 192H197V193L195 192V193L198 194ZM11 193H12V192H11ZM16 193H17V192H16ZM58 193H59V192H58ZM80 193H81V192H80ZM140 193H141V192H140ZM202 193H203V192H202ZM216 193H217V192H216ZM5 194H7V193H4V195H5ZM13 194H15L14 191H13ZM13 194H12V195H13ZM43 194H44V193H43ZM86 194H87V193H86ZM127 194H128V193H127ZM189 194H190V193H189ZM193 194H194V193H193ZM200 194H201V193H200ZM206 194H207V193H206ZM9 195H10V194H9ZM20 195H21V194H20ZM46 195H47V194H46ZM63 195H64V194H63ZM201 195H202V194H201ZM210 195H211V194H210ZM5 196H6V195H5ZM10 196H11V195H10ZM44 196H45V195H44ZM128 196H129V195H128ZM191 196H192V195H191ZM199 196H200V195H199ZM199 196H198V197H199ZM258 196H259V195H258ZM1 197H2V196H1ZM6 197H7V196H6ZM11 197H12V196H11ZM17 197H18V196H17ZM47 197H48V196H47ZM67 197H68V196H67ZM132 197H133V196H132ZM210 197H211V196H210ZM262 197H263V196H262ZM3 198H4V200H5V197H3ZM60 198H62V197H60ZM75 198H76V197H75ZM90 198H91V197H90ZM135 198H136V197H135ZM149 198H150V197H149ZM174 198H175V197H174ZM190 198H191V197H190ZM194 198H195V197H194ZM194 198H193V199H194ZM196 198H197V197H196ZM202 198H203V197H202ZM208 198H209V197H208ZM243 198H244V197H243ZM6 199H8V198H6ZM10 199H11V198H10ZM20 199H21V198H20ZM48 199H49V197H48ZM50 199H51V198H50ZM101 199H102V198H101ZM175 199H176V198H175ZM186 199H187V198H186ZM193 199H192V200H193ZM4 200L2 199L1 202L3 203ZM8 200H9V199H8ZM43 200H45V199L43 198ZM60 200H61V199H60ZM170 200H171V198H170ZM179 200H180V199H179ZM179 200H177V202H178ZM196 200H197V199H196ZM45 201H46V200H45ZM54 201H55V200H54ZM132 201H134V200H132ZM10 202H11V201H10ZM50 202H51V201H50ZM55 202H56V201H55ZM87 202H88V201H87ZM174 202H175V201H174ZM196 202H197V201H196ZM2 203H1V204H2ZM76 203H78V202H76ZM167 203H168V202H167ZM179 203H180V201H179ZM186 203H187V202H186ZM189 203H190V202H189ZM197 203H198V202H197ZM224 203H225V202H224ZM5 204H6V203H5ZM61 204H62V202H61ZM66 204H67V203H66ZM72 204H73V203H72ZM173 204H175V203H173ZM177 204H178V203H177ZM181 204H183V203H180V205H181ZM184 204H185V203H184ZM198 204H199V203H198ZM204 204H205V203H204ZM209 204H210V203H209ZM11 205H12V204H11ZM48 205H49V204H48ZM54 205H56V204L54 203ZM64 205H65V204H64ZM67 205H69V204H67ZM74 205H75V204H74ZM185 205H186V204H185ZM187 205H188V203H187ZM254 205H255V204H254ZM260 205H261V204H260ZM1 206H2V205H1ZM3 206H4V203H3ZM70 206H71V205H70ZM130 206H132V205H130ZM173 206H174V205H173ZM175 206H176V205H175ZM181 206H182V205H181ZM192 206H193V205H192ZM206 206H208V205H206ZM234 206H235V205H234ZM263 206H264V205H263ZM8 207H9V205H8ZM49 207H50V206H49ZM53 207H54V206H53ZM56 207L58 208L57 205H56ZM73 207H74V206H73ZM123 207H124V206H123ZM167 207H169V206H167ZM178 207H179V206H178ZM184 207H186V206H184ZM193 207H194V206H193ZM203 207H204V206H203ZM203 207H202V208H203ZM225 207H226V206H225ZM66 208H67V206H66ZM77 208H78V207H77ZM77 208H76V209H77ZM93 208H94V207H93ZM102 208H103V207H102ZM114 208H115V207H114ZM128 208H129V207H128ZM175 208H176V207H175ZM181 208H182V207H181ZM206 208H207V207H206ZM220 208H221V207H220ZM240 208H242V207H240ZM240 208H239V209H240ZM263 208H264V207H263ZM44 209L48 210L47 208H44ZM50 209H51V208H50ZM50 209H49V211H50ZM55 209H56V208H55ZM60 209H61V207H60ZM64 209H65V208H64ZM72 209H73V208H72ZM142 209H143V208H142ZM163 209H164V208H163ZM173 209H174V207H173ZM184 209H185V208H184ZM207 209H208V208H207ZM228 209H229V208H228ZM58 210H59V209H58ZM61 210H63V209H61ZM61 210H60V211H61ZM65 210H66V209H65ZM133 210H134V209H133ZM176 210H177V209H176ZM185 210H186V209H185ZM187 210H188V209H187ZM190 210H191V207H190ZM190 210H189V211H190ZM209 210H210V209H209ZM246 210H247V209H246ZM258 210H259V208H258ZM263 210H264V209H263ZM13 211H14V210H13ZM49 211H48V212H49ZM67 211H68V209L66 210V213H65V214H67L68 212H70V211H68V212H67ZM113 211H114V210H113ZM174 211H175V209H174ZM178 211H179V210H178ZM191 211H192V210H191ZM219 211H220V210H219ZM251 211H252V210H251ZM251 211H250V213H252ZM256 211H257V210H256ZM48 212H47V213H48ZM55 212H56V210H55ZM64 212H65V211H64ZM64 212H63V213H64ZM78 212H79V210H78ZM82 212H83V211H82ZM136 212H137V211H136ZM159 212H160V211H159ZM163 212H164V211H163ZM169 212H170V210H169ZM237 212H238V211H237ZM253 212H254V211H253ZM262 212H263V211H262ZM0 213H1V212H0ZM45 213H46V212H45ZM45 213H44V214H45ZM50 213H51V212H50ZM52 213H53V212H52ZM63 213L61 212L60 214H57V212H56V214L59 215V216H61V217H62V216H65V215H62ZM73 213H74V212H73ZM164 213H165V212H164ZM186 213H188V211H187ZM199 213H200V212H199ZM245 213H246V212H245ZM247 213H248V212H247ZM259 213H260V212H259ZM2 214H3V213H2ZM10 214H11V213H10ZM10 214H9V215H10ZM116 214H117V213H116ZM160 214H161V213H160ZM166 214H167V213H166ZM178 214H179V213H178ZM180 214H181V213H180ZM183 214H184V213H183ZM195 214H196V213H195ZM201 214H202V213H201ZM204 214H205V213H204ZM241 214H242V213H241ZM241 214H240V215H241ZM53 215H54V213H53ZM57 215H56V216H57ZM69 215H70V214H69ZM69 215H68V216H69ZM119 215H120V214H119ZM147 215H148V214H147ZM162 215H163V214H162ZM187 215H188V214H187ZM191 215H192V214H191ZM205 215H206V214H205ZM68 216H67V217H68ZM71 216H74V215H70V217H71ZM129 216H130V215H129ZM189 216H190V215H189ZM194 216H195V215H194ZM247 216H248V215H247ZM257 216H258V215H257ZM7 217H8V216H7ZM42 217H44V216H42ZM54 217H55V215H54ZM57 217H58V216H57ZM65 217H66V216H65ZM80 217H81V216H80ZM135 217H136V216H135ZM179 217H180V216H179ZM196 217H197V216H196ZM203 217H204V215H203ZM207 217H208V216H207ZM242 217H244V216H242ZM250 217H251V216H250ZM253 217H254V216H253ZM258 217H259V216H258ZM261 217H262V216H261ZM51 218H52V217H51ZM75 218H77V217L75 216ZM82 218H83V217H82ZM82 218H81V219H82ZM111 218H113V217H111ZM201 218H202V216H201ZM204 218H206V217H204ZM215 218H216V217H215ZM232 218H233V216H232ZM238 218H240V217H238ZM46 219H47V218H46ZM55 219H56V218H55ZM58 219H59V218H58ZM62 219H63V217H62ZM79 219H80V218H79ZM143 219H144V218H143ZM166 219H167V218H166ZM174 219H175V218H174ZM176 219L178 220V218H176ZM176 219H175V220H176ZM235 219H236V218H235ZM64 220H65V219H64ZM64 220H63V221H64ZM85 220H86V219H85ZM85 220H84V221H85ZM129 220H131V219H129ZM150 220H151V219H150ZM183 220H184V219H183ZM199 220H200V219H199ZM229 220H230V219H229ZM236 220H237V219H236ZM243 220H244V219H243ZM58 221H59V220H58ZM60 221H61V220H60ZM72 221H73V220H72ZM86 221H88V220H86ZM113 221H114V220H113ZM148 221H149V220H148ZM165 221H166V220H165ZM170 221H171V219H170ZM181 221H182V220H181ZM35 222H36V221H35ZM41 222H42V221H41ZM43 222H44V221H43ZM56 222H57V221H56ZM141 222H142V221H141ZM153 222H154V220H153ZM158 222H159V221H158ZM190 222H191V221H190ZM201 222H202V221H201ZM214 222H215V220H214ZM251 222H252V221H251ZM38 223H39V222H38ZM44 223H46V222H44ZM61 223H62V222H61ZM66 223H67V222H66ZM71 223L73 224V222H71ZM81 223H82V222H81ZM215 223H216V222H215ZM225 223H226V222H225ZM225 223H224V224H225ZM228 223H229V222H228ZM238 223H239V221H238ZM39 224H40V223H39ZM63 224L65 225V221H64ZM74 224H76V221H75ZM85 224L87 225L88 223H85ZM208 224H209V223H208ZM220 224H221V223H220ZM234 224H235V223H234ZM234 224H233V225H234ZM236 224H237V223H236ZM11 225H12V224H11ZM58 225H59V223H58ZM81 225H84V224H80V226H81ZM104 225H105V224H104ZM136 225H137V224H136ZM202 225H204V224H202ZM209 225H211V224H209ZM228 225H229V224H228ZM237 225H238V224H237ZM249 225H250V224H249ZM256 225H257V224H256ZM15 226H16V225H15ZM68 226H70V225H66V227L68 228V230L66 229L67 231L70 230ZM78 226H79V224H78ZM78 226H77V227H78ZM80 226H79V227H80ZM154 226H155V225H154ZM160 226H162V225H160ZM220 226H221V225H220ZM229 226H230V225H229ZM41 227H42V226H41ZM49 227H50V226H49ZM61 227H62V226H61ZM73 227H76V226H73ZM77 227H76V228H77ZM104 227H105V226H104ZM169 227H170V226H169ZM171 227H172V226H171ZM196 227H197V226H196ZM204 227H206V226H204ZM204 227H203V228H204ZM224 227H225V226H224ZM227 227H228V226H227ZM2 228H4V226H3ZM19 228H20V226H19ZM24 228H25V227H23V228H21V229H24ZM28 228H29V227H28ZM28 228H27V229H28ZM76 228H75V229H76ZM85 228H86V227H85ZM85 228H84V226H83V229H85ZM87 228H88V227H87ZM138 228H139V227H138ZM164 228H166V227H164ZM199 228H200V226H199ZM208 228H209V227H208ZM237 228H238V227H237ZM242 228H244V227H242ZM256 228H258V227H256ZM8 229H9V228H8ZM13 229H14V228H13ZM40 229H41V228H40ZM47 229H48V227H47ZM61 229H63V227H62ZM64 229H65V228H64ZM71 229H72V227H71ZM75 229H73V230H75ZM83 229H82V231H83ZM149 229H150V228H149ZM216 229H217V228H216ZM228 229H229V227H228ZM234 229H235V228H234ZM246 229H247V228H246ZM4 230H5V228H4ZM30 230H31V229H30ZM41 230H42V229H41ZM66 230H65V231H66ZM77 230L79 231L80 229H77ZM77 230H76V231H77ZM89 230H90V228H89ZM115 230H116V229H115ZM152 230H153V229H152ZM231 230H233V229H231ZM15 231H16V230H15ZM23 231H24V230H23ZM44 231H45V230H44ZM80 231H81V230H80ZM173 231H174V229H173ZM188 231H189V230H188ZM199 231H200V230H199ZM202 231H203V230H202ZM235 231H236V230H235ZM0 232H2V230H1ZM110 232H111V231H110ZM227 232H228V231H227ZM20 233H22V231H21ZM47 233H48V232H47ZM67 233H69V235H70V233L73 234V232H71V230H70V232H67ZM177 233H178V232H177ZM235 233H236V232H235ZM235 233H234V234H235ZM0 234H1V233H0ZM28 234H29V231H28ZM31 234H32V233H31ZM36 234H38V233H36ZM41 234H42V232H41ZM43 234H44V233H43ZM74 234H75V233H74ZM76 234H77V233H76ZM76 234H75V236H77ZM78 234H80V233H78ZM85 234H86V233H85ZM198 234H199V233H198ZM207 234H208V233H207ZM224 234H225V233H224ZM258 234H259V233H258ZM1 235H2V234H1ZM1 235H0V236H1ZM18 235H19V234H18ZM38 235H39V234H38ZM90 235H91V234H90ZM90 235H89L88 237H90ZM113 235H114V234H113ZM125 235H126V234H125ZM167 235H168V233H167ZM173 235H174V234H173ZM194 235H195V234H194ZM231 235H232V234H231ZM246 235H248V234H246ZM73 236H74V235H73ZM75 236H74V237H75ZM140 236H141V235H140ZM156 236H157V235H156ZM184 236H185V235H184ZM190 236H191V235H190ZM223 236H224V235H223ZM260 236H261V235H260ZM8 237H10V236H8ZM13 237H14V236H13ZM25 237H26V234H25ZM36 237H37V236H35V238H36ZM39 237H40V236H39ZM77 237H79V236H77ZM77 237H76V238H77ZM82 237H83V236H82ZM82 237H81V239H82ZM85 237H86V236H85ZM112 237H113V236H112ZM145 237H146V236H145ZM169 237H170V236H169ZM208 237H209V236H208ZM250 237H251V236H250ZM0 238H1V237H0ZM5 238H6V236H5ZM44 238L46 239L47 237H43V239H44ZM195 238H196V237H195ZM202 238H203V236H202ZM230 238H231V237H230ZM246 238H247V237H246ZM9 239H11V238H9ZM77 239H78V238H77ZM89 239H90V238H89ZM110 239H111V238H110ZM198 239H201V238H198ZM205 239H206V238H205ZM220 239H221V238H220ZM262 239H263V238H262ZM91 240H93V239L91 238ZM96 240H97V239H96ZM119 240H120V239H119ZM152 240H153V238H152ZM193 240H194V239H193ZM231 240H232V239H231ZM13 241H14V240H13ZM85 241H86V240H84V242H85ZM104 241H105V240H104ZM126 241H127V240H126ZM168 241H170V239H169ZM212 241H213V240H212ZM9 242H10V241H9ZM15 242H16V241H15ZM75 242H76V241H75ZM94 242H95V241H94ZM117 242H118V241H117ZM119 242H120V241H119ZM121 242H122V241H121ZM191 242H192V241H191ZM204 242H205V241H204ZM217 242H218V241H217ZM27 243H28V242H27ZM78 243H80V242H78ZM82 243H83V241H82ZM85 243H89V242H85ZM145 243H146V242H145ZM199 243H200V242H199ZM218 243H219V242H218ZM8 244H9V243H8ZM15 244H16V243H15ZM46 244H47V243H46ZM48 244H49V243H48ZM48 244H47V246H48ZM122 244H123V243H122ZM137 244H138V243H137ZM143 244H144V243H143ZM147 244H148V243H147ZM153 244H154V243H153ZM11 245H12V244H11ZM84 245L86 246V244H84ZM84 245H83V247H84ZM87 245H89V244H87ZM93 245H94L93 247H97V248H99L100 246L102 247V245L99 244V245H100V246H99V245L97 244V245L99 246V247H98V246L96 245V243H94ZM95 245H96V246H95ZM170 245H172V244H170ZM192 245H193V244H192ZM218 245H219V244H218ZM218 245H217V246H218ZM235 245H236V244H235ZM27 246H28V245H27ZM80 246H81V243H80ZM10 247H11V246H10ZM81 247H82V246H81ZM93 247H92V248H93ZM101 247H100V248H101ZM141 247H142V246H141ZM157 247H159V246H157ZM197 247H198V246H197ZM200 247H201V246H200ZM218 247H219V246H218ZM218 247H217V248H218ZM236 247H237V246H236ZM12 248H13V247H12ZM30 248H31V247H30ZM77 248H78L79 251H81V249H80L79 247H77ZM102 248H103V247H102ZM130 248H131V246H130ZM137 248H138V247H137ZM143 248H144V247H143ZM147 248H148V247H147ZM202 248H203V247H202ZM28 249H29V248H28ZM32 249H33V246H32ZM32 249H30V250L32 251ZM39 249H40V247H39ZM45 249H47V248H45ZM93 249H94V248H93ZM93 249H92V252H94ZM103 249H104V248H103ZM157 249H158V248H157ZM249 249H250V248H249ZM42 250H43V249H42ZM78 250H77V251H78ZM84 250H85V247H84ZM94 250H95V249H94ZM97 250H98V249H97ZM99 250H101V249H99ZM108 250H110V249H108ZM121 250H123V249H121ZM134 250H135V249H134ZM196 250H197V249H195L194 251H196ZM228 250H229V249H228ZM8 251H9V250H8ZM35 251H37V250H35ZM49 251H50V250H49ZM49 251H48V252H49ZM66 251H67V250H66ZM144 251H145V250H144ZM185 251H186V249H185ZM188 251H189V249H188ZM209 251H210V250H209ZM229 251H230V250H229ZM9 252L11 253V251H9ZM13 252H15V251H13ZM40 252H41V251H40ZM81 252H82V251H81ZM83 252H84V251H83ZM83 252H82V253H83ZM85 252H86V251H85ZM85 252H84V255H85ZM132 252H133V251H132ZM141 252H142V251H141ZM160 252H161V251H160ZM167 252H168V251H167ZM196 252H198V251H196ZM18 253H19V252H18ZM20 253H21V252H20ZM24 253H25V252H24ZM56 253H57V252H56ZM56 253H55V254H56ZM66 253H68V252H66ZM69 253H70V252H69ZM95 253H96V252H95ZM112 253H113V252H112ZM135 253H136V252H135ZM199 253L201 254V252H199ZM207 253H208V252H207ZM215 253H216V252H215ZM239 253H240V252H239ZM0 254H1V253H0ZM21 254H22V253H21ZM41 254H42V253H41ZM96 254H98V251H97ZM140 254H141V253H140ZM168 254H169V253H168ZM181 254H182V253H181ZM8 255H10V254L8 253ZM45 255H46V253H45ZM47 255H48V254H47ZM68 255H69V254H68ZM127 255H128V254H127ZM245 255H246V254H245ZM43 256H44V255H43ZM51 256H52V255H51ZM65 256H66V254H65ZM95 256H96V255H95ZM99 256H100V255H99ZM184 256H185V255H184ZM198 256H199V255H198ZM198 256H197V257H198ZM209 256H210V255H209ZM4 257H6V256H4ZM7 257H8V256H7ZM14 257H16V256H14ZM38 257H39V256H38ZM53 257H55V256H53ZM67 257H68V256H67ZM126 257H127V256H126ZM171 257H172V256H171ZM215 257H216V256H215ZM40 258H41V257H40ZM106 258H108V257H106ZM195 258H196V255H195ZM195 258H193V259H195ZM3 259H5V258H3ZM7 259H8V258H7ZM17 259H18V256H17ZM48 259H50V258H48ZM56 259H57V258H56ZM64 259H65V258H64ZM101 259H102V258H101ZM108 259H109V258H108ZM108 259H107V260H108ZM137 259H139V258H137ZM143 259H144V258H143ZM173 259H174V258H173ZM215 259H216V258H215ZM232 259H233V258H232ZM258 259H259V258H258ZM19 260H20V259H19ZM23 260H24V259H23ZM35 260H36V259H35ZM104 260H105V259H104ZM167 260H168V259H167ZM199 260H200V259H199ZM205 260H206V259H205ZM205 260H203V261H205ZM208 260H210V258H209ZM17 261H18V260H17ZM49 261H50V260H49ZM100 261H101V260H100ZM130 261H131V260H130ZM132 261H133V260H132ZM186 261H187V260H186ZM192 261H193V260H192ZM98 262H99V261H98ZM134 262H135V261H134ZM145 262H147V261H145ZM211 262H214V261H211ZM225 262H226V261H225ZM11 263H12V262H11ZM40 263H41V262H40ZM43 263L45 264V262H43ZM58 263H59V262H58ZM187 263H188V262H187ZM191 263H192V262H191ZM198 263H199V261H198ZM202 263H203V262H202ZM207 263L209 264L210 262H207ZM27 264H28V263H27ZM30 264H31V263H30ZM37 264H38V263H37ZM41 264H42V263H41ZM99 264H102V263H99ZM132 264H133V263H132ZM144 264H145V263H144ZM194 264H195V263H194ZM210 264H211V263H210ZM214 264H215V263H214ZM244 264H245V263H244ZM250 264H251V263H250Z\"/></svg>",
    "mask_w": 264,
    "mask_h": 264
}]
</instances>
